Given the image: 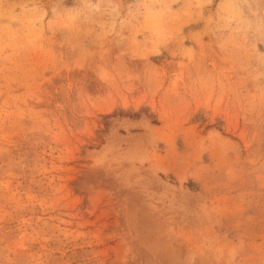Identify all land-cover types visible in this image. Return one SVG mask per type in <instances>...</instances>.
<instances>
[{"label":"rangeland","instance_id":"374dc122","mask_svg":"<svg viewBox=\"0 0 264 264\" xmlns=\"http://www.w3.org/2000/svg\"><path fill=\"white\" fill-rule=\"evenodd\" d=\"M0 264H264V0H0Z\"/></svg>","mask_w":264,"mask_h":264}]
</instances>
